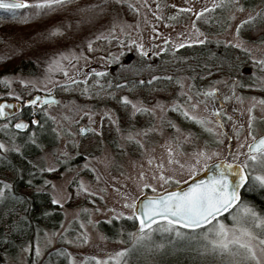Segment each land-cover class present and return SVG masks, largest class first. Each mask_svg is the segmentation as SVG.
I'll list each match as a JSON object with an SVG mask.
<instances>
[{
  "label": "rangeland",
  "instance_id": "obj_1",
  "mask_svg": "<svg viewBox=\"0 0 264 264\" xmlns=\"http://www.w3.org/2000/svg\"><path fill=\"white\" fill-rule=\"evenodd\" d=\"M129 2L136 4L140 9L139 12H136V16L132 20L124 19L122 16L117 18L115 31L111 32V37L121 39L128 36L137 44H143L144 51L149 56L159 53L161 49L166 47L175 48V44L183 43L185 40L200 39L206 41L204 37L207 36V40L242 42L244 48L252 50L250 54L252 60L253 57H264V40L253 41L245 38L241 31L242 25L239 29V35H236V26L240 20L249 14L264 10V0H239L244 5V11L238 12L232 9L231 11L235 12V19L232 20L228 19L229 10L220 8L203 13L199 18L194 15L195 11L207 7L212 0H147L149 7L143 6L144 0H129ZM172 5L191 7L193 12H183ZM193 23L203 35H200L196 28H193ZM103 34L108 36L109 31L106 30ZM165 40H168L167 45L164 43ZM186 44L192 43H183V45ZM75 52L79 54V51L75 50ZM119 53L117 51L113 54ZM106 57L91 58L84 54L79 60L69 57L62 61V64L67 67V77L60 71H50L46 68L44 75L25 78L24 80L33 83L41 93H52L53 88L57 85L66 84L69 77L75 81L85 80L90 75L91 69L105 71L111 68L115 61ZM8 78L12 81L10 85L5 84L8 87V92H15L13 80L17 77L8 76ZM233 80L235 81L234 91L227 86ZM181 81H183V91L192 97L191 101H188L186 96L180 95V88L175 99L158 100L151 105L143 103L153 109L154 114L147 113L151 116L148 121V118H143L146 113H136L132 115V122L129 126H123L116 112L108 105L96 106L76 100L66 101L58 98L59 103L56 105L43 106L44 109H47V114L44 111L42 113L43 128L40 129L37 126L34 129L30 128L37 132L39 143L43 145L41 149L30 144L37 153L36 161L38 164L52 165L61 153H67V156L61 157L67 163L59 164L56 169L58 176L46 178L66 189L68 193L72 192L69 181L73 179L83 180L85 186L90 188L95 195L89 196V201L84 198L80 202L70 204V200H66L62 206L60 205L63 211L62 223L57 229L41 231L42 245L45 230L52 233L53 231L65 232L67 229L65 234L69 239H74L79 232L86 229L90 237L88 243L63 244V247L72 253L76 264H81L85 257L93 256L98 257L101 261H107V264H117L110 257L115 256L121 249L128 251L119 258L120 264H227V258H222L211 251H204L205 241L197 235L198 229L188 231L180 228L181 232L185 233L182 236H176L174 232L169 233L163 230L153 231L150 237H145L140 243H137V240L129 235V233L137 232V224L133 230L127 229L126 225L124 226L126 221H133L134 219H129L127 216L116 219L110 210L116 209V214L120 211L131 212V209L124 207V194L128 193V196L131 197L132 191H135L139 198L142 196L136 189L140 182V172L145 173L144 182L154 184L158 193L180 185H177L175 180L167 183L159 179L152 180L153 174H158L160 171L156 167L158 161L165 163L166 175L175 170L178 179H182L184 182L190 180L187 169L180 170L178 165L167 163L168 153L165 142L172 140L174 136H178L179 141H173L172 147L176 150L175 158L181 162L189 160L199 149H206L209 154L214 151H219L221 155H227L229 151L233 155L243 153L237 157V162H243L247 154V145L252 142V136L249 133L251 132L257 137L264 134V103L261 102L264 101V97L241 92L238 80L236 81L231 77L214 78L203 82L201 87L195 86L188 77H184ZM216 81H222V83H215ZM210 87L219 89V92L212 98L203 95V92ZM256 87L264 88V74L260 77ZM197 92H200L201 95H197ZM5 94L0 90V99ZM224 95H229L231 98L224 100ZM253 97L256 99H252ZM134 101L139 102L141 100ZM176 101L183 104L192 115L205 118L207 128H211L213 131L209 132L195 120L186 118L182 110L177 111L169 107ZM157 102L163 104V110L156 107ZM15 103L18 102L15 101ZM191 104H196L197 107L193 109ZM213 108L220 109L219 116L212 112ZM105 111H109L112 118L116 119L118 123L113 124L110 119L105 117ZM89 113L93 114L91 121ZM50 116H54L55 121L51 120ZM250 116L253 117L251 128L248 127ZM34 118L38 119L35 115L32 119ZM139 119L149 124L143 126L138 122ZM218 119L223 122L222 126L216 122ZM17 120L26 119L19 118ZM106 120L111 123L113 128L104 133L103 123ZM169 121L175 124L180 131L177 132L176 129L172 128ZM27 122L29 121L27 120ZM6 123L10 122L0 121V126ZM82 126L97 128L99 132L89 131L82 134L80 132ZM149 127L155 128L157 131L148 132L146 136H137V139L143 142V148H140L135 141L127 139L129 131L136 133ZM8 128L0 127V131L10 133ZM15 134L16 143L19 144L20 136L18 133ZM88 134H92L91 138H96V136L99 138V150L97 152L90 151L83 155L80 151V145L82 139ZM27 135L24 137L25 140H27ZM3 141L9 144L11 139ZM177 143L180 144L179 149L176 148ZM240 145H244V147H240ZM150 156L155 157L151 165L147 162ZM215 159L218 158L213 156V160ZM202 171H198L197 175ZM96 176H99V180L96 179ZM42 182L43 180L40 184ZM144 194H152V190L144 189ZM231 211L230 209L228 214L218 219H223L226 224H231ZM81 221L84 222V229L79 227ZM164 223V221H160L154 224L152 228L156 229L157 225ZM255 231L259 235L262 229L258 227ZM52 240L53 243L50 247L43 248V256L37 258L34 253L22 251L21 248L15 256L8 257L4 264H47L52 249L62 245L58 236L52 237ZM259 247L257 242L258 250ZM53 259L56 260L57 264H68L64 258L53 257ZM86 264H96V262L88 260Z\"/></svg>",
  "mask_w": 264,
  "mask_h": 264
},
{
  "label": "snow or ice",
  "instance_id": "obj_2",
  "mask_svg": "<svg viewBox=\"0 0 264 264\" xmlns=\"http://www.w3.org/2000/svg\"><path fill=\"white\" fill-rule=\"evenodd\" d=\"M116 4L128 3V7L136 12H139V7L136 4L129 2V0H112ZM75 5V7H72ZM109 0H85L84 3H79V0H0V12L8 13L15 17L20 14V10H23L22 15L25 18L31 17H43L52 13H68L61 21L56 25L51 27V29L46 30V35L41 34V38L48 40L49 42L60 43L66 40H75L79 35L80 31L84 28L90 30L91 39H88L85 43L81 40V45L86 46V48L91 51L93 50V40H111V32L115 31V22L110 21V27L108 29L109 35L104 36L102 32L96 31L91 32L99 22L103 19L105 15L108 14ZM144 7H149L147 0H144ZM173 7L179 8L183 12H193L191 7H181L179 5H172ZM159 7V5H157ZM217 8L229 10L228 19H235V12L231 11L235 9L238 12L244 11V5H242L239 0H212V2L207 6L203 7L198 11H195L194 15L199 18L203 13L215 11ZM264 20V10L257 11L255 14H249L240 20L239 24L236 26V35H239V29L241 25L245 24H255L257 19ZM230 27V25H229ZM193 28H196L197 32L200 33L199 28L193 23ZM203 35V33H200ZM205 40L208 39L207 36L204 37ZM219 43V41H217ZM130 44L135 45L137 49L140 50L142 55H147L148 53L144 51L143 44H137L133 40H129ZM165 45L168 44V40L164 41ZM183 43H204V40L197 39L195 41L185 40ZM183 43L175 44V48H180ZM226 44H232L234 47L241 48L243 51L251 54V49L244 48L243 43H233L232 41H224ZM124 47L123 44L120 45ZM79 45L73 44L71 47L65 49L56 48L53 50L50 57L47 68L50 71H60L64 76H68L67 67L62 64L63 60H67L69 57L72 59L79 60L83 56V49L79 54L75 52V48ZM164 49H161L163 51ZM121 54L109 53L106 57L112 61H117L120 59ZM5 59V57L0 56V60ZM253 60L262 68H264V57H253ZM73 67H75L73 65ZM132 72H137L138 69L135 66H130L129 68ZM95 73L97 77L102 76L103 70L97 71L96 69H91L89 74ZM5 84L10 85L11 79L7 76L0 78ZM160 79L172 80L173 77L166 76L160 77L152 75L147 81L141 79L135 81L130 86L135 88L137 85L149 84L151 85L153 81ZM21 84H26L27 81L20 79ZM71 77L68 78L66 83H76ZM175 82L181 86L180 95L186 96L188 101H191L192 97L188 96L183 91V81L176 79ZM99 83V80L96 81ZM215 83H222V81H216ZM227 83V82H224ZM123 85H129L128 81H123ZM227 86L234 91L235 81L228 83ZM86 93L87 90L85 89ZM219 92L216 87H210L207 91L203 92V95L208 98L214 97ZM8 96L14 97L17 101L23 100V97L18 93L9 91ZM114 95V93H110ZM197 95H201L197 92ZM231 97L229 95H224L223 99L228 100ZM54 98L51 97H41L36 96L32 99L23 100L26 105L37 106L38 101L52 102ZM252 99H256L253 97ZM119 102L125 107H131L132 115L136 113H153V109L147 107L142 101H134L129 98V96L124 95L119 97ZM264 103V101H261ZM59 103V101H56ZM156 107L163 110V104L157 102ZM169 107L174 108L177 111H183L186 118L195 120L198 124H201L206 128L207 131L212 132L213 129L207 128L205 118H201L196 115H192L183 104L179 101L174 102L169 105ZM196 104H191V108H196ZM254 107V105H253ZM21 105L19 103H8L7 101H0V118L5 121H11L20 110ZM8 109H13L15 111H7ZM47 114V109H41ZM251 111V109H249ZM212 112L219 116L220 109L213 108ZM154 114V113H153ZM89 119L91 121L92 113H89ZM104 116L111 120L113 124H117L118 121L113 119L109 111L104 112ZM51 120L55 121L54 116L49 117ZM231 119V117H229ZM253 117L250 116L248 127H252ZM221 124L222 121L219 119L216 121ZM172 128L176 129L177 132L180 129L169 121ZM31 125H35L42 129L43 124L40 120L32 119L30 122L24 120H17L14 124L6 123L3 126L5 129L8 127H14L17 130H29L27 135V140L23 144L16 143V134H11V141L6 144L3 140H0V160L4 162L8 161V153L15 152L19 155H23L22 149L28 145H35L42 149L43 145L39 143V138L36 131L30 129ZM70 131V129H69ZM97 133L99 129L97 128H86L81 127L80 132ZM119 131V128H117ZM157 131V129L149 127L146 129H141L136 133L129 131L127 139L129 141H135V143L143 148V142L137 139V136H146L148 132ZM190 135V134H189ZM249 135L252 136V142L247 145V154L243 162H237V157L243 153H236L233 155L230 151L227 155H221L219 151H214L209 154L206 149H199L193 156L184 162L176 159V150L172 147L173 141H179L178 136H174L172 140L166 141V151L168 153L167 163L169 165L176 164L179 166L180 170L187 169V175L189 179L195 177L198 171L206 170L204 179H196L190 185L186 184L182 179H178L175 175V170L166 175L167 169L165 168V163L163 161H158L156 167L160 169L158 174H153L152 180L159 179L165 183L175 180L177 185L185 183L183 190L178 191H164L157 192L156 186L152 183L144 182L145 173L140 172L139 178L140 182L137 184L136 189L140 192V195L145 196L143 200H140L139 196L136 195L135 191H132V196L129 197L128 193H125V200L123 201L124 207L131 209V212L120 211L116 214V209H110L116 219L127 216L129 219H135L139 222V229L136 233H129L131 237L140 243L145 237H150L153 231H167L169 233H175L176 236L185 235L180 230V226L185 229H199L197 233L198 236L202 237L205 241L203 245L204 251H211L212 253L220 255L222 258H227V264H264V213L259 212L256 208L250 205L248 202L244 201L241 197V189L247 185L249 188L260 187L264 188V136L257 137L251 132ZM244 147V145H240ZM176 148H180V144H176ZM67 156V153H61L60 156L56 158V161L52 165L48 164H38L29 161V164L33 169L40 173L48 172L53 173L56 171L57 167L61 163H67L66 160H62L61 157ZM213 156L218 159L213 160ZM155 157H149L147 162L149 165L153 163ZM251 161V163H249ZM88 167V165H85ZM259 169V170H257ZM14 174L22 177L23 169H12ZM95 171V169H92ZM99 180V176H96ZM29 187L33 188L34 193H44L49 194L51 203L56 205H63L66 200L72 199V193H68L66 189L58 186L53 181L43 178L42 184L34 185L32 180V174L30 173L29 178L26 181ZM75 186L77 189L76 195L81 193L88 194L89 196L95 195L92 190L85 186L83 180L73 179L69 181V186ZM144 189H151L152 195H145ZM131 191V190H130ZM63 193V195H61ZM15 201L19 202L22 207L21 212H26L27 209L23 205L30 202V198L19 194L15 190V186L12 182L5 179H0V202ZM231 209V224H226L223 219H218L221 214L228 212ZM87 211V210H85ZM99 211V209H97ZM157 220L164 221V224L157 225L156 229L152 228V225L156 223ZM91 222V221H89ZM19 223H28V217L26 215L21 216ZM81 229H84V222L81 221L79 224ZM261 228V234H257L255 229ZM147 229V232H145ZM37 237L35 241H28L22 246V251L28 253H34V255L39 258L44 255L43 248L50 247L53 243L52 237L58 236L62 242L61 247L53 248L52 252L49 254L47 264H57L53 257L64 258L68 261V264H76V261L72 253L65 247L64 243L75 244L77 242L81 244H86L89 241V236L87 230L79 232L74 239H69L65 232H55L48 233L44 231V243L42 245L40 240V229L37 228ZM7 239V237H4ZM257 242L260 247L257 249ZM127 249H121L115 256L110 257V259L115 260L117 264H120V257L124 256ZM88 260H93L96 264H107V261H101L98 257H85L81 264H86Z\"/></svg>",
  "mask_w": 264,
  "mask_h": 264
},
{
  "label": "trees",
  "instance_id": "obj_3",
  "mask_svg": "<svg viewBox=\"0 0 264 264\" xmlns=\"http://www.w3.org/2000/svg\"><path fill=\"white\" fill-rule=\"evenodd\" d=\"M85 0H79L84 3ZM72 7H75L73 5ZM108 14L100 19L96 27L91 32H105L110 27V21L116 22L121 17L132 20L136 16V11L128 7V3L116 4L109 0ZM23 10L20 14L13 17L8 13L0 12V56L5 59L0 60V78L4 76H16L13 80V87L16 93L23 97V100L30 99L37 93H41L36 86L27 82L21 84L20 79L40 77L44 75L47 64L49 63L52 52L56 48L65 49L73 44L79 45L75 50L81 51L87 57L108 56L109 53L119 51L120 59L115 61L113 66L105 71L103 75L97 77L95 73L90 74L85 80H79L76 83H66L57 85L52 93L60 100H76L84 104H93L96 106H110L119 117L123 126H129L132 122V109L125 107L119 102V97L127 95L132 100H141L143 103L151 105L158 100H172L178 96L181 86L175 82L176 79L182 80L188 77L193 84L201 87L203 82L220 77H231L240 82L239 90L247 94H256L264 97V88H257L256 84L264 74V68L260 67L252 60L249 53L231 44H226L221 40H206L204 43H192L183 45L180 48L166 47L163 51L155 55H142L135 45L130 44V38L125 36L121 39L113 38L109 40H93V50L89 51L86 46L81 45V40L85 43L91 39L90 30L84 28L80 31L75 40L61 41L60 43L49 42L41 38L46 30L51 29L61 21L68 13H52L43 17L25 18ZM242 35L248 40H264V20L257 19L255 24H245L241 27ZM219 41V43L217 42ZM123 44L124 47L120 45ZM130 66H135L138 71L132 72ZM152 75L173 77L172 80L160 79L153 81L151 85H137L132 88L130 85L138 80H149ZM99 80V83L96 81ZM123 81H128L129 85H121ZM87 90L85 93L84 90ZM0 90L5 92V99L16 101L21 104L17 115L10 121L14 124L16 119L23 118L29 122L33 116L42 120V108L33 111L32 106L23 103V100L17 101L14 97L8 96V87L0 79ZM114 93V95H110ZM150 114L143 118L150 119ZM138 122L147 126L149 123L139 119ZM36 126L31 125L34 129ZM113 126L106 120L103 123L104 133L111 130ZM10 133H18L20 136L19 144H23L25 136L29 132H18L14 127H9ZM9 132L0 131V140H10ZM92 134L82 139L80 151L83 155L99 150V138H91ZM107 136V135H106ZM35 148L26 145L23 149V155L15 152L8 154V161L0 160V179L9 180L15 186L19 194L30 198L28 204L23 205L27 209L21 212L22 205L19 202L8 201L0 202V264H4L8 257L15 256L25 242L35 241L37 237V228L57 229L63 220V211L60 205L51 203L49 194L34 193L33 188L26 183L30 173L34 185H39L43 178H54L58 172L40 173L33 169L29 161L38 163ZM85 153V154H84ZM15 169H23L22 177H17ZM72 199L69 203L74 204L82 201L84 198L89 201V195L81 193L76 195L77 189L72 186ZM241 197L244 201L254 206L259 212L264 213V188H249L245 185L241 190ZM28 217V223H19L21 216ZM137 221H126L124 226L133 230ZM40 231V233H41ZM7 237L5 239L4 237Z\"/></svg>",
  "mask_w": 264,
  "mask_h": 264
},
{
  "label": "water",
  "instance_id": "obj_4",
  "mask_svg": "<svg viewBox=\"0 0 264 264\" xmlns=\"http://www.w3.org/2000/svg\"><path fill=\"white\" fill-rule=\"evenodd\" d=\"M36 96H41V97H51V98H54L53 100H52V102H47V101H38V103H37V107H43V106H46V105H56L57 103H56V101H58V98L56 97V95L55 94H40V93H38V94H36L35 96H33L32 98H35ZM32 98H30V99H32ZM2 101H7V100H2ZM8 102V101H7ZM8 103H15V102H8ZM10 111H14L13 109H9ZM1 120H4L3 118H0ZM25 121V120H24ZM82 127H85V126H82ZM86 128H88V127H86ZM19 131H24V130H19ZM83 134H86V133H83ZM261 136H264V134L263 135H261ZM205 171L206 170H204L200 175H198L197 177H195V178H193V179H191L190 181H188V182H186V184H191L194 180H196V179H204V178H206L205 177ZM184 187H185V183L184 184H182V185H179V186H177V187H175V188H171V189H168V190H166V191H178V190H183L184 189ZM145 195H152V194H145ZM145 198V196H141L140 197V200H143ZM230 210V209H229ZM224 213H226V212H224ZM224 213H222L221 215H223ZM159 221H161V220H157L156 222H159ZM138 229H139V225H138ZM138 229H137V231H138ZM146 230V229H145Z\"/></svg>",
  "mask_w": 264,
  "mask_h": 264
},
{
  "label": "flooded vegetation",
  "instance_id": "obj_5",
  "mask_svg": "<svg viewBox=\"0 0 264 264\" xmlns=\"http://www.w3.org/2000/svg\"><path fill=\"white\" fill-rule=\"evenodd\" d=\"M3 98H1L0 100H2ZM229 213V212H228ZM228 213H225L223 216H225L226 214H228Z\"/></svg>",
  "mask_w": 264,
  "mask_h": 264
}]
</instances>
